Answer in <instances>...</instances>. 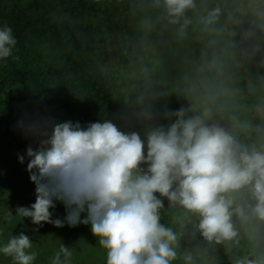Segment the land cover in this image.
<instances>
[{"label":"clouds","instance_id":"9594fccd","mask_svg":"<svg viewBox=\"0 0 264 264\" xmlns=\"http://www.w3.org/2000/svg\"><path fill=\"white\" fill-rule=\"evenodd\" d=\"M156 4L182 35L190 23L185 13L196 7L195 0ZM219 14L214 8L201 20L213 25ZM16 44L12 28L0 25V60L10 57ZM141 116L150 124L143 136L124 132L111 120L86 126L72 120L19 122L31 143L17 159L26 162L35 202L18 206L15 216L39 227L90 225L106 251V264H172L178 235L160 222L162 198L196 214L194 227L209 242L239 244L233 216L247 225L245 234L255 242L264 223V136L260 147L241 142L213 122L210 108L193 115L183 108L168 113L167 126L150 123L151 111ZM57 203L64 207L63 218H53ZM32 246L20 232L0 245V254L12 264H33ZM72 257V247L61 243L50 264H72ZM192 259L184 254L186 264ZM234 264H264V255L238 257Z\"/></svg>","mask_w":264,"mask_h":264},{"label":"rangeland","instance_id":"374dc122","mask_svg":"<svg viewBox=\"0 0 264 264\" xmlns=\"http://www.w3.org/2000/svg\"><path fill=\"white\" fill-rule=\"evenodd\" d=\"M214 1L206 9L194 12L188 18L190 23L184 33L171 39L169 44L166 40L156 39L157 31L151 33L145 43L136 34L137 21L127 17L126 22H119L115 27L100 10L98 17L83 22V30L75 27L78 38L73 45L68 30L64 28L62 38L67 44H60L63 50L55 55L50 51V45H58L56 31L60 33L65 20L50 9L47 0H0V25L10 26L17 40L12 55L0 60V81L4 77V87H8L10 98L13 97L10 102L0 95V245L11 235L24 232L33 240L30 251L37 253L33 264H50V258L61 243L72 247V264H106V251L92 234L90 225L56 227L44 223L39 227L27 218L22 221L15 216L18 206L35 202V186L25 170L26 162L22 165L17 159L31 143L18 126L19 122L28 124L49 120L50 116L61 122L64 109L72 112L75 115L72 121H79L82 126L102 121L101 109L83 98L92 96L95 99L94 92L88 87L83 90L84 96L74 101L77 108H63L62 104L68 100L61 92L68 90L67 85L70 86L75 74L94 82L96 74L108 77L111 71L127 72L128 90L123 99L124 107L116 117L119 121L116 125L124 132L137 131L142 136L150 126L141 116L144 111L153 113L154 119L150 123L167 126L172 121L165 118L166 114L183 108L188 115L191 107L202 102L204 95L211 90L240 92L237 85L253 73L249 65L254 55L232 43L229 33L222 30L227 25L220 24L223 21L221 10L215 24L202 22L201 17L210 10L217 6L222 8ZM234 10L237 11L234 19L240 20L235 26L242 28L238 34L245 36L249 44L254 41L261 45V40L258 41L262 34L257 26L259 16L252 19L251 13L245 10L247 16L244 18L245 14L241 15L237 8ZM66 45L67 48L72 45L73 57L65 69L59 70L64 62ZM13 67L25 69L28 81L20 82L10 75ZM54 71L63 72L58 75ZM88 102L92 100L88 98ZM251 110L254 115L264 116V101ZM24 114L28 118L21 117ZM10 211L13 215H9ZM64 215L63 205L57 203L53 218H63ZM163 224L178 235L177 257L172 264H186L185 253L192 255V264H234L238 257L264 255V247L259 244L255 249L243 248L239 256L233 251L224 257L208 242L195 244L189 228L174 226L172 220ZM36 228L38 231H33ZM0 264H12L11 258L0 254Z\"/></svg>","mask_w":264,"mask_h":264},{"label":"trees","instance_id":"16d2710c","mask_svg":"<svg viewBox=\"0 0 264 264\" xmlns=\"http://www.w3.org/2000/svg\"><path fill=\"white\" fill-rule=\"evenodd\" d=\"M216 1L218 4H221L219 7H222L220 8V18H222L223 21H220V24L227 25V27L222 30L229 33L232 43L235 42L239 44L254 55L249 65L253 73L250 77H247V79L244 78L237 85L240 92H235V90H211L207 92L202 102L191 107L188 111V115L198 114L203 111L204 108H210L213 122L231 131L241 142L249 145L256 144L257 147H260L262 143L261 136H264V116L254 115L251 113V109H255L264 101V0ZM47 2L50 9L65 20V22L62 21L64 25L62 29L60 28V33L56 31V42L58 45H50V51H52L53 54L55 53V55L59 54L60 50H63V47L59 45L66 43L62 38L66 31L63 29L66 28L68 30L67 32L71 36L70 44L73 45L78 38L75 27L83 30V22L92 20L94 16L98 17L100 10H103L106 19L115 27L118 26L119 22H126L127 17L137 21L136 34H139V37H141L145 43L148 42L151 33H156V31V39L158 38V41L166 40L167 43L174 37L180 35L177 31L179 25L168 22L162 4L157 6L156 0H47ZM211 2L215 1L195 0L196 7L187 10L185 16L187 18H190V16L192 17L194 12L206 9ZM235 8L242 12L241 15L245 14L243 15L244 18L247 16V14L244 13L245 10L251 13L252 19L259 16L257 26H260L262 34L258 37V41L261 40V45L254 41L249 44L245 36L242 37L240 33L238 34V31L242 28L235 26L239 25L240 21L234 19V14L237 12L234 10ZM232 9L234 12H232ZM203 12H206V10ZM197 14L203 16L202 13ZM181 23H183V20H181ZM70 26H72V29H69ZM61 39L62 42H60ZM72 45H69L70 47L68 46V48L66 45L64 62L59 70L65 69L71 61L74 52ZM62 72L63 71H54L53 73L59 75L62 74ZM10 75L17 77V80L20 82H27L29 79L28 72L20 67H13L10 71ZM126 75L127 72L118 73L117 70L116 73L111 71L108 77L106 75L101 76L96 74L94 75L95 81L93 82L89 78L86 79L82 75L77 76V74H75L70 81V86L69 84L67 85L68 90L61 92L66 95L65 98L68 100L66 104H62L63 108H77V104H74V101L80 100V96H84L83 90L88 87L94 92L92 95H94L95 99H92V96H85L83 98L86 102L95 104L98 109H101L100 118L103 120H111L115 124L118 123L119 121H117L116 117L120 115L124 107L123 99L128 90ZM3 82L4 77L0 81V95L5 96L12 102L13 97L10 98V91L8 87H4ZM88 98H90L92 102H88ZM61 115H63L60 119L61 122L75 119V115L67 111V109H64ZM26 116L28 115L24 114V116L21 117L28 118ZM58 116L59 114L57 118H59ZM233 117H235V120ZM49 120L59 122L56 118L53 119L51 116ZM162 199L164 206L160 209V222L163 224L166 221L169 222L172 220L174 226L189 228L192 231L191 235L195 244L202 245L203 241L208 242L209 245L213 246L216 250H220L224 257L233 251H236V254L239 256L243 252V248L251 247L255 249L259 244L264 247V223L260 224L258 237L256 241L253 242L249 240L245 234L247 225L242 224L238 217L233 216L234 225L239 232V244L227 247L223 243L217 244L214 241L209 242L201 237L194 227L195 224L198 223L196 214L186 211L178 204H170L166 198Z\"/></svg>","mask_w":264,"mask_h":264}]
</instances>
